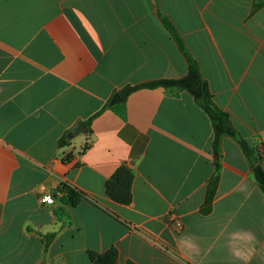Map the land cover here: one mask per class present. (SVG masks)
I'll return each instance as SVG.
<instances>
[{"label":"crops","instance_id":"crops-1","mask_svg":"<svg viewBox=\"0 0 264 264\" xmlns=\"http://www.w3.org/2000/svg\"><path fill=\"white\" fill-rule=\"evenodd\" d=\"M257 3L0 0V264H91L111 248L121 264H264V192L241 143L223 135L215 151L213 122L187 90L112 102L127 84L187 75L165 17L262 157ZM121 166L134 173L128 204L106 192ZM62 184L81 198L65 201Z\"/></svg>","mask_w":264,"mask_h":264},{"label":"trees","instance_id":"trees-1","mask_svg":"<svg viewBox=\"0 0 264 264\" xmlns=\"http://www.w3.org/2000/svg\"><path fill=\"white\" fill-rule=\"evenodd\" d=\"M262 5H264V0H259L257 6ZM162 20L187 58V61L189 63V71L187 75L180 78L158 79L138 84H127L119 91L118 94H120L122 99L125 100L131 93L143 88L164 87L170 90L177 89L189 91L194 96V99L197 104L209 115L213 122L215 133V151L218 150L223 135H230L237 139L241 143L247 154L253 160L256 179L264 192V162L262 161V157L259 156V150L249 144L247 139L242 136L237 130V128L234 126L229 113L224 111L214 101L208 82L204 79L202 75L198 61L186 51L184 43L179 34L177 33L175 26L169 19L165 17H163ZM90 122L91 121H88V123ZM133 180V171L127 166H121L107 180L106 192L115 201L123 204H128L133 200ZM218 180L219 174L217 173L208 185L206 206L204 208L206 212L211 209L213 198L218 185ZM61 187L67 193L65 201L71 200L72 203H76L81 198L80 194H78L75 190L69 188L65 184H62ZM52 237L53 236H50V238ZM91 264H121V262L119 261L118 250L116 248H111L101 253L92 252Z\"/></svg>","mask_w":264,"mask_h":264},{"label":"water","instance_id":"water-1","mask_svg":"<svg viewBox=\"0 0 264 264\" xmlns=\"http://www.w3.org/2000/svg\"><path fill=\"white\" fill-rule=\"evenodd\" d=\"M122 99V97L120 96V94L116 93L112 99V102L115 103L117 101H120ZM85 129H87V125L83 122L81 124H79L75 129L72 130V135H77L79 133H81L82 131H84ZM249 142V144L251 146L254 145V142L251 138H248L247 140Z\"/></svg>","mask_w":264,"mask_h":264},{"label":"built area","instance_id":"built-area-1","mask_svg":"<svg viewBox=\"0 0 264 264\" xmlns=\"http://www.w3.org/2000/svg\"><path fill=\"white\" fill-rule=\"evenodd\" d=\"M262 161L264 162V152L262 156ZM59 194L64 195L66 194V191L62 189V187L59 188ZM40 200L43 203L46 204H53L55 202V196L52 193H44L40 196Z\"/></svg>","mask_w":264,"mask_h":264}]
</instances>
